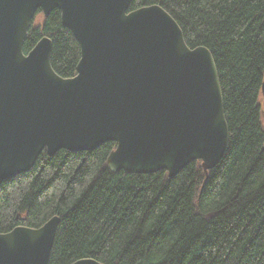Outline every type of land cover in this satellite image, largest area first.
I'll return each instance as SVG.
<instances>
[{
	"label": "trees",
	"instance_id": "obj_1",
	"mask_svg": "<svg viewBox=\"0 0 264 264\" xmlns=\"http://www.w3.org/2000/svg\"><path fill=\"white\" fill-rule=\"evenodd\" d=\"M148 5L172 16L188 47L213 57L228 127L222 158L169 177L110 171L113 142L43 152L0 184V233L58 216L49 264H264V0H132L129 9ZM43 36L53 70L73 76L79 45L57 9L32 20L24 53Z\"/></svg>",
	"mask_w": 264,
	"mask_h": 264
},
{
	"label": "water",
	"instance_id": "obj_2",
	"mask_svg": "<svg viewBox=\"0 0 264 264\" xmlns=\"http://www.w3.org/2000/svg\"><path fill=\"white\" fill-rule=\"evenodd\" d=\"M132 0H0V184L57 150L105 142L112 172L169 177L193 161L204 171L224 154L228 127L210 51L190 48L159 5ZM60 13L79 45L75 74L50 63L51 40L24 53L36 13ZM264 106V77L260 85ZM59 217L0 233V264H49ZM70 264H103L81 258Z\"/></svg>",
	"mask_w": 264,
	"mask_h": 264
},
{
	"label": "rangeland",
	"instance_id": "obj_3",
	"mask_svg": "<svg viewBox=\"0 0 264 264\" xmlns=\"http://www.w3.org/2000/svg\"><path fill=\"white\" fill-rule=\"evenodd\" d=\"M42 21V13H36V15L33 18V25H39ZM263 102V101H262ZM264 112V110H263ZM262 125L264 127V113H262Z\"/></svg>",
	"mask_w": 264,
	"mask_h": 264
}]
</instances>
